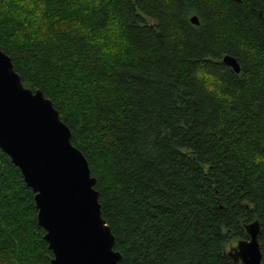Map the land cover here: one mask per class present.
Here are the masks:
<instances>
[{
    "label": "trees",
    "instance_id": "1",
    "mask_svg": "<svg viewBox=\"0 0 264 264\" xmlns=\"http://www.w3.org/2000/svg\"><path fill=\"white\" fill-rule=\"evenodd\" d=\"M0 48L88 159L118 264H235L255 220L264 264V0H0ZM11 160L0 147V264H51Z\"/></svg>",
    "mask_w": 264,
    "mask_h": 264
},
{
    "label": "water",
    "instance_id": "2",
    "mask_svg": "<svg viewBox=\"0 0 264 264\" xmlns=\"http://www.w3.org/2000/svg\"><path fill=\"white\" fill-rule=\"evenodd\" d=\"M200 23L197 15L191 17ZM224 62L237 73V58ZM11 57L0 48V147L35 192L39 224L54 253L51 264H118L115 235L103 217L97 178L88 159L72 145L70 127L52 99L21 82ZM247 240L231 253L235 264H262L261 225H246Z\"/></svg>",
    "mask_w": 264,
    "mask_h": 264
},
{
    "label": "clouds",
    "instance_id": "3",
    "mask_svg": "<svg viewBox=\"0 0 264 264\" xmlns=\"http://www.w3.org/2000/svg\"><path fill=\"white\" fill-rule=\"evenodd\" d=\"M117 52V49L116 48H112V49H108V50H105V55H108V56H114ZM194 76L195 78L197 79H205L207 80L208 82L212 83L213 85L215 86H219V82L216 78L206 74L203 70H198L194 73ZM236 239H229V240H225L223 243H222V250L227 253L229 251L232 250V248L235 246L236 244Z\"/></svg>",
    "mask_w": 264,
    "mask_h": 264
}]
</instances>
